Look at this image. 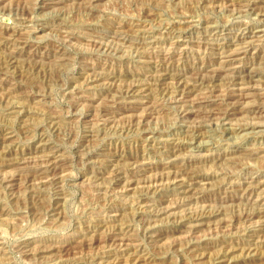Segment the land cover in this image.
Here are the masks:
<instances>
[{"label": "rangeland", "instance_id": "obj_1", "mask_svg": "<svg viewBox=\"0 0 264 264\" xmlns=\"http://www.w3.org/2000/svg\"><path fill=\"white\" fill-rule=\"evenodd\" d=\"M242 2L0 0V264H128L131 256L132 264H264V187L250 191L256 177L264 182V0ZM242 37L252 42L248 53L221 60L216 51ZM215 68L221 78L209 79ZM164 72L193 85L179 89L193 101L213 102L236 89L234 78L256 88L230 101L245 108L230 121L201 125L199 112L181 117L190 108L171 100L173 80L157 83ZM128 89L139 91L122 101ZM206 105L198 109L216 103ZM245 121L261 126L237 130ZM25 157L57 167L32 185L17 169ZM184 166L197 171L193 192L171 182ZM114 169L122 180L111 182ZM134 178L135 191H126ZM114 237L135 246L120 249Z\"/></svg>", "mask_w": 264, "mask_h": 264}, {"label": "bare ground", "instance_id": "obj_2", "mask_svg": "<svg viewBox=\"0 0 264 264\" xmlns=\"http://www.w3.org/2000/svg\"><path fill=\"white\" fill-rule=\"evenodd\" d=\"M21 1V0H20ZM25 1V0H24ZM35 1V0H34ZM200 1V0H199ZM228 1V0H227ZM242 1H244V0H231V2L233 3V4H235V2L236 3H238V2H242ZM49 2V1H48ZM55 2V1H54ZM222 2V1H221ZM225 2V1H224ZM246 2V5H244V6H246L245 8H248L249 10H251V11H253L254 10V6H253V2H251V1H245ZM22 3H24V2H22ZM26 3V2H25ZM84 3V2H83ZM243 3V2H242ZM242 3H241V6H242ZM228 4V3H227ZM227 4H225L226 6H227ZM88 5V4H87ZM215 5V4H214ZM232 5V4H231ZM30 6V5H29ZM225 6V7H226ZM229 6H230V4H229ZM219 7V6H218ZM231 7V6H230ZM254 7V8H253ZM232 8H233V6H232ZM240 8V7H239ZM239 8H238V10H239ZM208 9V8H207ZM237 9V8H236ZM105 10V9H104ZM228 11H229V9H227ZM256 10V9H255ZM55 11V10H54ZM153 11V10H152ZM233 11V10H232ZM236 11V10H235ZM264 11V10H263ZM259 12V11H258ZM261 12V13H260ZM259 12V14L260 15H264V12H262V11H260ZM236 14V13H235ZM237 15V14H236ZM184 16V15H183ZM189 17V16H188ZM187 17V18H188ZM185 19V18H184ZM183 20V19H182ZM181 22H187V20L186 21H180V23ZM178 23H179V21H178ZM19 27V26H18ZM186 27V26H185ZM178 28V27H177ZM61 29V28H60ZM206 29V28H205ZM119 30H120V28H119ZM2 31V30H1ZM25 31V30H24ZM74 31V30H73ZM263 31V30H262ZM15 32V31H14ZM114 32V31H113ZM13 33V32H12ZM168 33V32H167ZM6 34V33H5ZM22 34V33H21ZM117 34V33H116ZM64 35V34H63ZM76 35V34H75ZM2 36V35H1ZM54 36H56V35H54ZM191 36V35H190ZM64 37V36H63ZM125 37V36H124ZM189 38V37H188ZM256 38V37H255ZM246 39V37H242V38H240L239 39V41H242V42H240V43H236V44H230V45H232V46H235L236 48H234V47H232L233 49H227V48H225L226 50L224 51L223 49H221L219 52L218 51H216L217 52V54H220L221 56H220V58H221V60L223 59V60H225V62H227V63H231L232 61H235V60H233L234 58H232V57H235V56H238V55H241L242 53H246L247 52V50H248V48H250L251 46H252V42H250V41H246L245 40ZM20 40V39H19ZM65 40V39H64ZM246 41V42H243V41ZM251 40V39H250ZM253 40V39H252ZM96 41V40H95ZM122 42V41H121ZM175 42V41H174ZM171 43V42H170ZM24 44V43H23ZM136 44V43H135ZM254 44V43H253ZM154 45V44H153ZM160 45V44H159ZM226 45V44H225ZM106 46H107V43H106ZM131 46V45H130ZM52 47V46H51ZM136 47V46H135ZM252 48V47H251ZM244 49H247L246 51H242L241 52V50H244ZM109 50V49H108ZM173 50V49H172ZM11 51V50H10ZM101 51V50H100ZM227 51H229V53H227ZM5 52V51H4ZM13 52V51H12ZM111 53V52H110ZM138 53V52H137ZM148 53V52H147ZM215 53V52H214ZM248 53V52H247ZM12 54V53H11ZM10 54V56L9 57H11V56H14V54L13 55H11ZM7 55H9V54H7ZM118 55V54H117ZM63 56V55H62ZM257 56V55H256ZM6 57V56H5ZM12 58V57H11ZM11 58H8V60L9 59H11ZM14 58H16V56L14 57ZM13 58V59H14ZM4 59H6V58H4ZM12 59V60H13ZM139 59V58H138ZM146 59V58H145ZM142 60V59H141ZM148 60V59H147ZM156 60V59H155ZM236 60H238V59H236ZM5 61V60H4ZM139 61V60H138ZM217 61V60H216ZM12 62H14V61H12ZM11 62V63H12ZM24 62V61H23ZM60 62V61H59ZM247 62V61H246ZM48 63H50V62H48ZM54 63V62H53ZM165 63V62H164ZM209 63V62H208ZM220 63V62H219ZM20 64V63H19ZM29 66V65H28ZM212 67V66H211ZM240 67V66H239ZM239 67H235V68H233L232 67V69L234 70V69H236V68H238L239 69ZM242 68V67H241ZM244 68V67H243ZM210 69V68H209ZM231 69V68H230ZM14 70V69H13ZM101 70V69H100ZM204 70H205V68H204ZM203 70V71H204ZM245 70V69H244ZM249 70V69H248ZM250 70H252V69H250ZM94 71V70H93ZM207 71V70H206ZM208 71H210V72H214V73H212L211 75H210V77L211 78H209V79H214V80H216L217 78H221V76L220 75H218L217 73H215V72H219L216 68L215 69H212V70H208ZM240 71V70H239ZM254 71V70H253ZM22 72V71H21ZM43 72V71H42ZM97 72V71H96ZM166 72V71H165ZM165 72L164 73H162V74H159V75H155L157 78H155L156 79V81H157V83L159 82L160 83V85H161V82L163 83L164 81H166V80H173L174 82H173V84H175V86H176V92H175V89L173 90L174 92H175V94H173L174 92L172 91V98H171V100L174 102V103H178V102H186V103H188L189 105H187V107H189L190 108V110H188V109H185L184 111H182V112H180V114H181V117L183 118V119H187L188 120V118L190 117V115L191 114H194V113H197V112H199V114H202V115H199V114H197V117H199L200 119V121H199V123H201V125H204V124H202V123H205V122H207V121H209L210 122V120L212 121V119L214 118V117H217V119L219 120H223V122H227V121H230L231 119H232V116L233 115H236V114H239V112H240V110L241 109H245V108H239V106H237L236 104H231L230 103V101H232L233 99H234V97H241V96H246L247 94H246V92L245 91H247V90H250V89H255L256 87L254 86V85H251V84H247L246 83V78H242L241 77V81H236L237 83H235V78H234V83L232 84V86H237V87H235L236 89H230V91L228 90V92H226V90L225 91H223L224 92V94L222 95V96H219L216 100H214L213 102L212 101H208L207 100V98L208 97H206V99L204 98V100H206V101H202V102H200L199 100H196V101H193V100H188V96H187V94L189 93L187 90H186V92H185V90H184V93H183V91L181 90V91H179V89H180V86H182L183 88H185V89H189L191 86H193V85H189V84H187V82H183V83H181L182 81H180L182 78H183V76H180V77H178V78H176V77H171V75H169V74H165ZM176 72V71H175ZM198 72H200V71H198ZM113 73V72H112ZM120 73V72H119ZM248 74H246L247 75V77H249L250 79L251 78H253L254 77V74L253 73H251V72H247ZM256 73V72H255ZM21 74V73H20ZM98 74H99V72H98ZM109 74V73H108ZM197 74V73H196ZM199 75H201L200 73H198ZM245 74V73H244ZM86 75V74H85ZM144 75V74H143ZM209 75V74H208ZM208 75H206V76H208ZM110 76V75H109ZM188 76V75H187ZM205 76V75H204ZM203 76V77H204ZM135 77V76H134ZM191 77V76H190ZM198 77H200V76H198ZM198 77H197V79H198ZM239 77H240V75H239ZM244 77V76H243ZM246 77V76H245ZM154 78H152V79H154ZM232 78V79H233ZM236 78H238V77H236ZM19 79V78H18ZM96 79V78H95ZM196 79V80H197ZM203 78H201V80H202ZM204 79H206V78H204ZM224 79V78H223ZM91 81H92V79H90ZM89 80V81H90ZM183 81H184V78L182 79ZM186 80V79H185ZM192 80V79H191ZM193 80H195V78L193 79ZM196 80H195V82H196ZM231 80V79H230ZM127 81V80H126ZM198 81V80H197ZM210 81V80H209ZM220 81H221V79H220ZM149 82V81H148ZM153 82V81H152ZM155 82V81H154ZM189 82V81H188ZM199 82H200V80H199ZM217 81H215V83H216ZM227 82V81H226ZM230 82H232V81H230ZM239 82H241L240 84H239ZM250 82H251V80H250ZM119 83V82H118ZM135 83V82H134ZM158 83V84H159ZM165 83V82H164ZM169 83V82H168ZM168 83H167V85H168ZM223 83V82H222ZM221 83V84H222ZM229 83V82H228ZM7 84V83H6ZM111 84V83H110ZM121 84V83H120ZM125 84V83H124ZM150 84H152V83H150ZM158 84H155V85H158ZM170 84V83H169ZM194 84V83H193ZM200 84H204L203 83V81L202 82H200ZM213 84V83H212ZM220 84V83H219ZM220 84V85H221ZM262 84V83H261ZM260 84V85H261ZM264 84V83H263ZM163 85V84H162ZM166 85V86H167ZM177 85H178V87H177ZM197 85V84H196ZM218 85V84H217ZM223 85V84H222ZM228 85H230V84H227V87H228ZM258 85V84H257ZM3 86V85H2ZM11 86V85H10ZM90 86V85H89ZM198 86H201V85H198ZM204 86V85H203ZM208 86V85H207ZM206 86V87H207ZM214 86V85H213ZM216 86V85H215ZM214 86V87H215ZM170 87V86H169ZM172 87V86H171ZM171 87H170V89H171ZM213 87V88H214ZM224 87V86H223ZM258 88H259V86H257ZM131 88V87H130ZM133 88V87H132ZM202 88V87H201ZM225 88H226V86H225ZM232 88V87H231ZM264 88V87H263ZM5 89V88H4ZM7 89V88H6ZM12 89V88H11ZM14 89V88H13ZM165 89V88H164ZM170 89L169 90H167L166 91V95L168 96L169 94H170V96H171V92H170ZM178 89V90H177ZM207 89V88H206ZM124 90V89H123ZM135 90V89H134ZM189 90H191V89H189ZM197 90V89H196ZM209 90V89H208ZM212 90V89H211ZM221 90H223V89H221ZM14 91V90H13ZM137 91H139V89L138 90H136V92L135 91H133V89H128L126 92H125V94H123L122 95V101H123V99H128V101H129V99L130 98H134L137 94ZM199 91V90H198ZM15 93V92H14ZM119 93H121L122 94V92H119ZM186 93V94H185ZM196 93V92H195ZM202 93V92H201ZM6 94H7V92H6ZM9 94V93H8ZM120 94V95H121ZM210 94V93H209ZM212 94V93H211ZM210 94V95H211ZM3 95V94H2ZM82 95V94H81ZM189 95V94H188ZM208 95V94H207ZM116 96V95H115ZM169 96V97H170ZM11 97V96H10ZM119 97V96H118ZM153 97V96H152ZM203 97V96H202ZM205 97V96H204ZM213 97V96H212ZM214 97H216V96H214ZM261 97V96H260ZM77 98V97H76ZM115 98V97H114ZM24 99H26V98H24ZM89 99V98H88ZM195 99H197V98H195ZM14 100V99H13ZM124 100V101H125ZM137 100V99H136ZM143 100H145V99H143ZM153 100V99H152ZM203 100V99H202ZM7 101V100H6ZM114 101V100H113ZM117 101V100H116ZM115 101V102H116ZM133 102H134V100H132ZM132 101H130V102H132ZM12 102V101H11ZM106 103V102H105ZM112 103V102H111ZM110 103V104H111ZM161 103V102H160ZM211 103H216V105L214 106V108H211V109H209V108H206V109H209V110H205L203 107V110H199L198 108L199 107H201V106H203V105H206V104H211ZM115 104V103H114ZM120 104V103H119ZM6 105V104H5ZM112 106H113V104H111ZM83 106V105H82ZM106 106H108V105H106ZM115 106V105H114ZM157 106V105H156ZM181 106V105H180ZM207 106V105H206ZM205 106V107H206ZM223 106H227V108L226 109H224V107ZM259 106V105H258ZM109 107H111V106H109ZM152 107V106H151ZM262 107V106H261ZM117 108H118V106H117ZM110 109V108H109ZM124 109V108H123ZM144 109H145V107H144ZM152 109H154V108H152ZM168 109V108H167ZM113 110V109H112ZM111 110V111H112ZM10 111V110H9ZM150 111H152V110H150ZM149 111V112H150ZM201 111H202V113H201ZM242 111V110H241ZM108 112V111H107ZM143 112V111H142ZM147 112V111H146ZM109 113H111V112H109ZM125 113V112H124ZM151 113V112H150ZM180 116V115H179ZM196 116V115H195ZM141 119V118H140ZM198 119V118H197ZM217 119H214V120H217ZM257 119H259V118H257ZM54 120V119H53ZM123 120V119H122ZM234 121V120H233ZM240 121V120H239ZM113 122V121H112ZM119 122L120 121H118V124H119ZM197 122H198V120H197ZM217 122V121H216ZM222 122V123H223ZM244 122V121H243ZM117 123V122H116ZM241 124V123H240ZM240 124H237V125H235L236 126V129L237 130H241V129H245V127L247 128L248 127V129H254V128H258V127H260L261 126V123L259 122H255V123H253V122H249V121H245V124H242V125H240ZM199 126V125H198ZM107 127V126H106ZM95 128V127H94ZM233 128H234V126H233ZM120 129V128H119ZM200 130V129H199ZM235 130V129H234ZM236 130V131H237ZM246 130V129H245ZM194 133V132H193ZM198 127H196V132L194 133V135H192L193 136V140H195L197 137H198ZM202 135V134H201ZM154 136V135H153ZM200 137V136H199ZM198 143V142H197ZM2 148V147H1ZM111 152V151H110ZM46 153V152H45ZM177 153V152H176ZM180 153V152H179ZM42 154H44V153H42ZM216 154V153H215ZM229 154V153H228ZM56 156V155H55ZM218 156V155H217ZM42 157H43V155H42ZM47 157V156H46ZM226 157V156H225ZM224 157V158H225ZM119 158V157H118ZM211 158V157H210ZM217 158V157H216ZM229 158V159H228ZM91 159V158H90ZM219 159V158H218ZM217 159V160H218ZM215 160V159H214ZM226 161L228 160V161H231L232 160V158H230V157H227V159H225ZM34 161V160H33ZM4 162V161H3ZM7 162V161H6ZM17 162H19V164L18 165H20L21 164V166L20 167H16L17 169H19V170H24V172L25 171H29V174H28V176L29 177H32V179H27L28 180V183L30 182V183H32V185H34L35 183H40V181L41 182H43V181H47V179L50 177V176H52L51 175V173H52V171H53V167L55 166V168L57 167L56 165H54L53 164V162H51L50 161V159H41V158H39V159H37V160H35L33 163H34V165H31V163L32 162H30V159L29 158H24V159H22V160H19V161H17ZM16 162V163H17ZM89 162V161H88ZM216 162V161H215ZM215 162H214V165H216L215 164ZM108 163V162H107ZM136 163V162H135ZM163 163V162H162ZM175 164H176V162H175V160H173V161H171V162H167L166 163V165H164L166 168H169V167H171V166H175ZM183 164V163H182ZM217 164H218V162H217ZM240 164V163H239ZM136 165V164H135ZM138 165V164H137ZM212 165V164H211ZM113 166V165H112ZM176 166H178V165H176ZM220 166V165H219ZM147 167V166H146ZM152 167V166H151ZM210 167V166H209ZM125 168V167H124ZM181 168H183V169H180V173H178L179 175H177L176 176V178L173 180V181H171V182H173V185H178V186H180V187H182L183 189L185 188L186 190L183 192V193H189V192H193L194 191V189H195V186L197 185L196 184V182L194 181V179L196 178V176H197V171L195 170V168H188V170H187V168L184 166V167H181ZM143 169V168H142ZM206 169V168H205ZM62 170V169H61ZM131 170V169H130ZM159 170V169H158ZM198 170V169H197ZM144 171V170H143ZM147 171V170H146ZM209 171V170H208ZM57 172V171H56ZM141 172V171H140ZM176 172V171H175ZM215 172V171H214ZM213 172V173H214ZM13 173V172H12ZM111 182L113 181H117V180H122L123 179V176L124 175H122V173L118 170V169H114L113 171H111ZM157 173V172H156ZM155 173V174H156ZM199 173V172H198ZM215 173H217V172H215ZM148 174V173H147ZM200 174V173H199ZM203 174V173H202ZM182 175V177H180V178H178L179 176H181ZM201 175V174H200ZM249 175V174H248ZM97 176V175H96ZM95 176V177H96ZM101 176V175H100ZM148 176V175H147ZM166 176V175H165ZM175 176V175H174ZM190 177V179L192 180L191 182L190 181H187L188 179V177ZM203 176V175H202ZM201 176V177H202ZM208 176V175H207ZM258 176V175H257ZM54 177H56V179H54L55 181L57 180V179H59L60 178V174L57 172L56 174H55V176ZM143 177V176H142ZM149 177V176H148ZM195 177V178H194ZM198 177V176H197ZM200 177V178H201ZM253 177V176H252ZM251 177V178H252ZM264 177V176H263ZM16 175H13V176H11V178L8 180V182L9 183H11L10 185H12V182H14L15 180H16ZM51 178V177H50ZM101 178V177H100ZM106 178V177H105ZM125 178V177H124ZM171 178V177H170ZM206 179H208L207 177H205ZM211 178V177H210ZM213 178V177H212ZM257 178V177H256ZM255 178V180L254 181H251L250 182V184H252V187L250 186V184H249V186L251 187L250 189V191H251V194H253V193H257V191L259 190V188L261 189L262 187H264V182H262V181H260V180H262V179H260V177H259V179L260 180H258V179H256ZM46 179V180H45ZM107 179H108V177H107ZM129 179V178H128ZM132 179V178H131ZM138 179V178H137ZM137 179L136 178H134V180H136L135 182H131V183H129L128 184V188H127V190L126 191H132L133 192V190L135 191V187H136V185L138 184V182H137ZM159 179H160V177H159ZM187 179V180H186ZM202 179V178H201ZM3 180H7V177H4V179ZM2 180V182H4ZM105 180V179H104ZM133 180V181H134ZM214 180V179H213ZM37 181V182H36ZM51 181V180H50ZM108 181V180H107ZM127 181V180H126ZM131 181V180H130ZM200 181H202V180H200ZM211 181V180H210ZM209 180H208V184L209 183H211ZM263 181H264V179H263ZM0 182H1V180H0ZM1 182V183H2ZM26 182V181H25ZM109 182V181H108ZM110 182V183H111ZM155 182V181H154ZM156 182H158V178H157V181ZM156 182L154 183V184H156ZM170 182V183H171ZM204 182H206L207 183V181H204ZM222 182V181H221ZM245 182L246 181H244V184H245ZM201 183V182H200ZM237 183V182H236ZM249 183V182H248ZM42 184V183H41ZM61 184V183H60ZM95 184V183H94ZM98 184V183H97ZM114 184V183H113ZM198 184H199V182H198ZM202 184V183H201ZM207 184V185H208ZM219 184H221V183H219ZM243 184V183H242ZM40 185V184H39ZM57 185V184H56ZM141 185H142V183H141ZM140 185V186H141ZM145 185V184H144ZM206 185V184H205ZM213 185V184H212ZM147 186H148V184H147ZM146 186V187H147ZM153 186V185H152ZM156 186H158V184L156 185ZM156 186H155V188H156ZM247 186V185H246ZM137 187H139V185L137 186ZM142 187L144 188V186L142 185ZM159 187V186H158ZM205 187V186H204ZM211 187V186H210ZM241 187V186H240ZM140 188V187H139ZM154 188V187H153ZM248 188V187H247ZM142 189V188H141ZM140 189V190H141ZM150 189V188H149ZM152 189V188H151ZM197 189V188H196ZM105 190V189H104ZM137 190V189H136ZM139 190V191H140ZM155 190V189H154ZM200 190V189H199ZM63 191V190H62ZM172 191V190H171ZM260 191V190H259ZM258 191V192H259ZM137 192V191H136ZM110 193V192H109ZM195 193V192H194ZM263 194L261 195V193H260V195L262 196V198L264 199V191L262 192ZM250 194V193H249ZM59 195V194H58ZM199 195V194H198ZM212 195V194H211ZM253 195H255V194H253ZM60 196V195H59ZM158 196V195H157ZM165 196V195H164ZM194 196V195H193ZM216 196V195H215ZM201 197V196H200ZM260 197V196H259ZM258 197V198H259ZM161 198V197H160ZM188 199V198H187ZM202 199V198H201ZM174 200V199H173ZM208 200V199H207ZM239 200H241V199H239ZM238 200V201H239ZM233 201V200H232ZM152 202V201H151ZM203 203V202H202ZM236 203V202H235ZM129 204V203H128ZM208 204V203H207ZM184 205V204H183ZM136 206V205H135ZM218 206V205H217ZM174 207V206H173ZM172 207V208H173ZM178 207V206H177ZM210 207V206H209ZM123 208V207H122ZM171 208V209H172ZM190 208V207H189ZM214 208V207H213ZM192 209V208H191ZM260 209V208H259ZM264 209V208H263ZM120 210V209H119ZM208 210V209H207ZM171 211V210H170ZM209 211V210H208ZM222 211V210H221ZM221 211H219V209L218 210H216L215 211V213L214 212H212V214H210V215H205V216H203L204 214H205V212H207V211H205L204 213H202V214H200V215H197V218L195 219V220H193V219H191V221L193 220L194 222L195 221H201V220H205L206 218H209V217H213V216H215V214H217V215H221L222 214V212ZM199 212V211H198ZM232 212V211H231ZM214 213V214H213ZM160 213H158V215H159ZM207 214H208V212H207ZM224 214V213H223ZM243 214V213H242ZM248 214V213H247ZM246 214V215H247ZM124 215V214H123ZM119 216H120V214H119ZM172 216V215H171ZM181 216V215H180ZM184 216H185V214H184ZM186 216L188 217V215L186 214ZM194 216V215H193ZM196 216V215H195ZM198 216H201V217H198ZM191 217V215L189 216V218ZM247 217H249V216H247ZM180 218H182V217H180ZM184 218V217H183ZM182 218V219H183ZM186 218V217H185ZM184 218V219H185ZM215 218V217H214ZM251 218V217H250ZM156 219V218H155ZM187 219V218H186ZM246 219H248V218H246ZM245 219V220H246ZM170 221V220H169ZM190 220L188 219V221L187 222H189ZM247 221V220H246ZM249 221V220H248ZM114 222V221H113ZM186 222V221H185ZM186 222V223H187ZM203 222V221H202ZM158 223V222H157ZM184 223V222H183ZM122 224V223H121ZM193 224V223H192ZM203 224V223H202ZM202 224H200V223H197V224H194V225H190L189 226V230L188 231H186V232H188L189 233V235H191V234H193L195 231H196V229L198 228V226L199 227H201L200 225H202ZM93 225V224H92ZM108 225V224H107ZM260 225V224H259ZM146 226V225H145ZM187 226V225H186ZM262 226V228H264V224H262L261 225ZM103 228V227H102ZM111 228V227H110ZM188 228V227H187ZM186 228V229H187ZM253 228V227H252ZM116 229H118V228H116ZM125 229V228H124ZM160 229V228H159ZM199 229V228H198ZM179 230V229H178ZM94 232V231H93ZM116 232V231H115ZM113 233V232H112ZM238 233V232H237ZM247 233V232H246ZM151 234V233H150ZM216 235V234H215ZM227 235V234H226ZM142 236V235H141ZM119 237V236H118ZM190 237V236H189ZM114 238H116V237H114ZM114 238H112L113 239V241H114V243H113V245L114 246H117V247H120V249L122 248L123 249V247L124 248H126V249H131L130 247H133V246H135V244L133 243L134 241H136V240H134V239H132V238H130V239H119V238H116V239H114ZM154 238V237H153ZM110 239V238H109ZM189 240V239H188ZM187 240V241H188ZM219 240V239H218ZM113 241H111V242H113ZM186 241V240H185ZM189 242V241H188ZM191 242V241H190ZM109 243V242H108ZM107 243V244H108ZM185 243V242H184ZM187 243V242H186ZM188 244V243H187ZM110 245V244H109ZM191 245V244H190ZM112 247V246H111ZM191 247H193V246H191ZM44 249V248H43ZM47 249H49V248H47ZM40 250L39 252H41V253H45L46 251H48V250ZM136 249V248H135ZM25 250V249H24ZM146 251V250H145ZM104 252V251H103ZM114 252V251H113ZM137 252V251H136ZM101 253V252H100ZM99 253V254H100ZM199 253V252H198ZM204 253V252H203ZM65 254V253H64ZM99 254H97V255H99ZM114 254V253H113ZM191 255V254H190ZM43 256V255H42ZM100 256V255H99ZM116 256V255H115ZM114 256V257H115ZM192 256H193V254H192ZM102 257V256H101ZM142 257V256H141ZM41 258V257H40ZM123 258V257H122ZM134 258V257H133ZM99 259V258H98ZM140 259V258H139ZM108 260V259H107ZM106 260V261H107ZM111 260V259H110ZM136 260V259H135ZM134 260V261H135ZM43 261V260H42ZM105 261V260H104ZM132 261H133V259H132V256H131V258L128 260V264H132ZM2 262V261H1ZM0 262V263H1ZM5 262V261H4ZM64 262V261H63ZM99 262V261H98ZM97 262V263H98ZM52 263V262H51ZM134 263V262H133ZM64 264V263H63ZM117 264V263H116Z\"/></svg>", "mask_w": 264, "mask_h": 264}]
</instances>
